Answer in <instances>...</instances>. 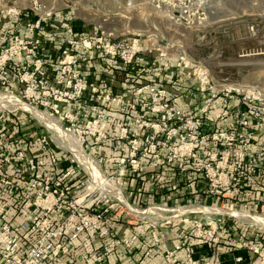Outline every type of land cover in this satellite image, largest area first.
<instances>
[{
    "label": "rangeland",
    "instance_id": "374dc122",
    "mask_svg": "<svg viewBox=\"0 0 264 264\" xmlns=\"http://www.w3.org/2000/svg\"><path fill=\"white\" fill-rule=\"evenodd\" d=\"M44 1L54 3L59 8L56 14L65 12L70 14L72 19L83 21L90 31L94 29L91 32L105 30L120 37L131 38L141 35L149 45L156 47L147 51L158 52L156 61L161 62L163 68L179 67L181 77L184 73L187 75L186 82L189 80L191 83L197 82L198 91L205 95V102L198 111L183 107L188 112L201 117L203 132L196 134L184 129L174 131L173 128L180 126V122L176 124L174 121L171 124L167 118H162V112L155 110L165 103L178 105L169 99L166 80L143 84L131 92V84L128 82L132 79H135V82L140 79L141 72H134L130 65L122 63L115 57L116 63L122 65L118 68V73L116 69L114 72L121 76L120 79L115 75L111 87L98 84L100 89L96 93L90 85L95 81L85 74L86 69L82 68L83 61L79 55L78 70L90 82L91 88L85 92L86 97L84 94L78 99L79 119L76 126L84 130L89 120L100 119L96 125H104L106 132L112 136L94 145L83 143L86 151L100 163L98 166L99 171L101 170L100 179H93L89 167L77 160L69 148L59 145L53 131L42 124L35 115L21 109L15 110L21 117H18L17 127L32 137L50 132L54 140L52 148L60 155L64 167L74 166L80 170L81 180L90 179L89 184L86 182L87 188L84 191H89L88 185L91 186L95 181L100 186L105 185L103 180L107 178L110 185L107 183L101 190L90 188L99 192L105 199L109 198V203L115 204L116 209L112 211L111 216L117 213V225L131 223L134 226H144L160 222L164 227L173 225L179 230L182 227H190L193 219L207 222L228 217V220L249 224L264 233V224L251 223L234 214L212 211L219 207L218 209L223 210L230 208L264 214V200L259 194L264 188L262 180L264 164L254 174H249L247 170L243 174L237 172L238 165L235 164L237 153L243 152L245 146L256 155L264 157L263 121L250 114H246L243 121L241 116L242 111L251 107L264 114V101L257 104L244 103L241 95L235 92L234 98L229 99L226 104L221 98H214L212 101L215 99L217 101H210L212 104H209L206 112L203 113L202 109L211 97V89L201 90L194 68L189 66L182 69L179 65V62L183 64L189 62L207 69L214 87L218 89L223 86L233 87L240 83L245 89L259 86L264 90V54L254 53L264 49V0H203L209 16L208 20L191 28L175 22L170 18V8L158 9L152 0ZM252 24L257 26L258 36L250 34L249 27ZM161 51L164 55H161ZM242 53L247 55L240 56ZM88 60H94L93 55L88 56L86 61ZM112 71H105L106 76L109 77L108 74ZM95 75L91 74V76ZM154 87L155 91L151 90ZM158 88L165 89L166 92L162 97L157 96V100H154ZM0 91L7 92L4 88ZM8 91L15 95L20 94L14 86H10ZM217 92L220 96L223 95L221 91ZM97 94L103 98L109 96L101 103L102 108L100 107V110L105 111V117H100L98 114L95 116ZM84 97L89 99L87 107L83 103ZM54 101L52 98V102ZM6 109L10 114L14 111ZM225 109L229 110L228 115L224 117L217 115ZM212 110H216V113L214 119L209 120L210 123L214 122L210 125L206 114ZM10 117L17 119L15 116ZM160 120L162 123L166 121V124L163 123L162 131L155 133L153 124ZM225 120L231 123V127L227 126L228 122L226 124L221 122ZM61 124L71 130V123L61 121ZM74 133L83 141L76 132ZM260 137H263L261 145ZM89 139L90 137L86 135V140ZM134 139L147 145L160 144L158 149L160 155L141 157L143 167L137 171H133L128 162ZM243 139L247 144L242 142ZM110 142H116L118 146L115 148V154L107 156L102 150V145L104 143L108 145ZM228 151H230L229 156H227ZM194 152L196 157L192 156ZM232 173L238 175L237 180L232 179ZM236 187H241L238 194L229 193V190L233 191ZM261 239L264 242V239ZM256 258L259 259L258 264H260L261 257L256 255ZM248 262L249 260L246 261Z\"/></svg>",
    "mask_w": 264,
    "mask_h": 264
},
{
    "label": "built area",
    "instance_id": "2783aa9c",
    "mask_svg": "<svg viewBox=\"0 0 264 264\" xmlns=\"http://www.w3.org/2000/svg\"><path fill=\"white\" fill-rule=\"evenodd\" d=\"M152 2L158 9L170 8V18L186 27L204 24L209 17L203 0ZM58 10L54 3L44 0H0V13L6 15L9 23L0 28V88L7 92H10V86L16 87L17 91L20 89V94L16 96L21 101L41 109L44 107L52 116L71 123V130L83 139V143L98 144L105 138H112L104 125H96L100 119L89 120L84 130L76 126L79 119L78 99L91 88L90 82L78 70L76 49L80 44L88 48L95 47L111 57L119 58L126 65H132L140 53L156 47L149 45L141 35L120 37L105 30L93 32V38L79 39L71 22L64 27L67 36L65 45L55 57L54 64L47 63L41 55L43 37L38 31ZM24 13L33 17L26 25L28 34L14 33L12 27ZM249 31L252 36L259 35L255 24L250 25ZM160 53L164 55L162 51ZM254 53L264 54V49ZM245 55L247 54H240ZM190 64L179 62L182 69L189 66L194 68L201 90L211 89V97L202 109L203 113L216 99L221 98L226 104L229 99L234 98L235 92L241 95L244 103L257 104L264 101V90L259 86L245 89L237 83L233 87L223 86L218 89L214 87L207 69ZM90 85L96 93L100 89L95 82ZM154 89L155 87L151 88L155 91ZM217 91H221L223 95L220 96ZM165 92V89H156L154 100H157V96L162 97ZM106 98L109 96L103 98L97 94L95 116L98 114L105 117V111L100 110V107ZM214 98L216 99L212 101ZM13 110L10 114L5 107H0V264H141V258L138 257L132 258L130 262L116 263L111 261L110 256L119 247L132 249L136 239L151 226L154 230L153 245L145 250L146 257L161 255L165 264H223L218 246L232 234L226 222L228 217L207 222L191 220L190 227L177 230L176 243L172 248L165 249L162 246L165 231L160 222L146 224L145 227L134 226L131 237H113L100 246L101 239L114 234L118 215L116 213L111 216V213L116 209L115 204L109 203V198L105 199L89 185L90 190L84 191L87 188L86 182L89 184L90 179L81 180L78 168L61 166L60 155L52 148L54 140L50 132L33 137L26 134L24 141L19 143L20 139L17 138L12 123L16 124L20 115L15 112L17 109ZM155 110L162 112V118H167L171 124L174 121L176 124L180 122V126L173 128L174 131L184 129L196 134L203 132L201 117L183 107L165 103ZM228 114L227 109L217 113L220 117ZM246 114L260 118L264 123L261 111L251 107L241 112L242 118ZM165 122L163 121L164 124ZM163 123L160 120L153 124L155 133L163 130ZM86 135L90 137L88 141ZM242 142L247 144L244 139ZM159 148L160 144L147 145L134 139L128 157L132 170L137 171L143 167L141 157H158ZM242 150L243 152L237 153V172L243 174L247 170L249 174L256 173L264 164V157L251 152L247 146ZM229 154L230 151L227 156ZM192 156L196 157V153ZM232 177L234 180L238 179V175L234 173ZM240 188L229 190V193L238 194ZM200 247L212 252H199ZM233 249H244L247 252V255H235V264H245L249 260L247 257L251 255L261 257L260 264H264L262 239L241 238ZM182 251L183 255L180 254ZM247 264H252L251 260Z\"/></svg>",
    "mask_w": 264,
    "mask_h": 264
},
{
    "label": "crops",
    "instance_id": "0c3cea01",
    "mask_svg": "<svg viewBox=\"0 0 264 264\" xmlns=\"http://www.w3.org/2000/svg\"><path fill=\"white\" fill-rule=\"evenodd\" d=\"M24 15H21L14 26L12 27V31L14 33H23L28 34V30L26 29L27 23L31 20L24 19ZM65 20V21H63ZM78 20V19H77ZM76 19H72V16L68 13L63 12L60 14H56L52 19L45 22L41 31H38V33L42 34V45H41V55L44 57L45 61L47 63L53 62L55 60V57L59 53L61 47L65 45L66 40V33H65V25L73 22ZM8 18L4 13H0V28L6 27L8 24ZM77 30L75 31L79 39H83L85 37L93 38V30L90 31L88 29L87 25L83 23V21L78 20L75 24ZM75 29V28H74ZM95 33V32H94ZM78 54L81 58V61H83V67L86 69V75L90 77L92 80H94L97 84L101 85H109L110 87L112 85V81L116 78H119L118 74H115V69L117 73L119 72L118 68H121L122 65H118L116 63L115 57L108 56L104 53V51H101L95 47L88 48L80 44L78 46ZM93 55L94 60H87V57ZM158 60V52L157 51H144L140 53L137 57L135 62L130 65V68L137 73V71H140V79H137L135 82V79H132L128 82V84H131V92H133L136 87H139L143 84L150 83V82H167L168 84H165L168 87L169 90V99L178 104L181 107H185L187 109L198 111L200 107L205 102V95L203 93H200L197 89V82L193 81L192 83L189 81L186 82L185 77L187 78V75H185L183 72V76L181 77V70L179 67L177 68H163L161 62L156 61ZM85 61V62H84ZM93 62V63H92ZM122 64V63H121ZM125 69V68H124ZM127 69V68H126ZM107 70H114L110 72L109 77H107L105 71ZM88 71V72H87ZM85 72V71H84ZM96 74L95 76H91V74ZM165 77H164V76ZM191 77H189L190 79ZM135 82V83H134ZM86 97V93L84 95ZM83 98V103L87 107L89 106L87 101H89L88 98ZM216 110H212L207 112L206 116L208 119V123H210L209 120L211 118L214 119ZM21 118V117H20ZM220 123V121H218ZM223 124H226L225 121H221ZM231 123H227V126H230ZM236 125V124H232ZM14 125V132L17 134V138H19V143L21 141H24V135L27 133L24 132L16 127ZM241 128V127H240ZM23 133V134H21ZM260 145L262 144L263 137H260ZM22 143V142H21ZM24 144V143H23ZM103 144L102 150L106 155L112 156V153H114L115 148H117L118 144L116 142H110ZM259 145V146H260ZM107 151V152H106ZM115 154V153H114ZM147 163V162H146ZM61 163V166H64V164ZM148 164V163H147ZM159 165V161L157 163ZM148 167V165H147ZM144 178V177H143ZM146 178L147 175H146ZM263 180V186H264V176L262 177ZM259 194L261 195V198L264 200V188L260 190ZM255 204V202H253ZM227 225L231 228V236L227 237L226 239L222 240L221 244L218 246V250L220 251V258L223 261V264H235L234 256L237 254H245L247 255L246 250L241 249L235 251L233 248L234 246L238 245L240 243L241 238H250V239H264V233L260 232L259 230L254 229L251 225H247L246 223H236V221H231L227 219ZM163 230L165 231V239L163 240V248H172L176 243V226L169 225L163 226ZM134 224L131 225V223H124L116 225L114 228V234L111 236H107L99 241V245L105 244L109 242L113 237L117 236H126L131 237L134 234ZM153 229L149 228L143 235H140L132 249L126 250L122 247H119L111 256L110 259L113 262L116 263H124V262H130L132 258L138 257L141 258V264H165V260L163 257L157 256L155 258H148L145 256V250L153 245ZM199 252H204L210 254L212 251L208 250L205 247H200L198 249ZM181 255H183V251L180 252ZM247 259L251 260L253 264H258L259 259L256 258V255H251L250 257H247ZM245 264H247L245 262Z\"/></svg>",
    "mask_w": 264,
    "mask_h": 264
},
{
    "label": "bare ground",
    "instance_id": "6f19581e",
    "mask_svg": "<svg viewBox=\"0 0 264 264\" xmlns=\"http://www.w3.org/2000/svg\"><path fill=\"white\" fill-rule=\"evenodd\" d=\"M2 106L5 108H9V109H21V110L30 112L31 114L35 115L36 118L42 122V124H44L47 128L53 131L54 136L57 139L59 145H62L66 149L69 148V150L73 151L77 160H79L86 167H89V169L92 172L93 179L95 180L97 178L100 179L101 170L99 171V167H98L100 166V163L96 161V159L86 151L83 145V141L80 140L73 131L63 127V125L61 124V121L57 117L52 116L48 111L40 109L39 107L35 105L21 101L15 94L11 92H1L0 91V107ZM103 181H105V185L103 186H100V184H97V182L95 181L93 182V184L90 183L91 184L90 187H92L93 189L95 188V190H101L102 187L104 188L107 185V183L109 184V181L107 180V178L104 179ZM118 193H121V192L118 191ZM127 206H130V205H127ZM200 208H205V207H200ZM218 208L212 209V211L215 210L217 211V213H223V214L224 213L234 214L236 216L242 217L244 220L249 221L251 223L264 224V214L262 213H251L249 211H239L235 209L232 210L230 208H228L227 210L226 209L223 210V209H218Z\"/></svg>",
    "mask_w": 264,
    "mask_h": 264
},
{
    "label": "trees",
    "instance_id": "16d2710c",
    "mask_svg": "<svg viewBox=\"0 0 264 264\" xmlns=\"http://www.w3.org/2000/svg\"><path fill=\"white\" fill-rule=\"evenodd\" d=\"M24 19H26L27 22H28V20L33 19V17H32L30 14H26V15H24ZM77 21H78V20L74 21V25H73L74 28H75V31L77 30L76 25H75V24L77 23ZM72 24H73V22H72ZM76 35H77V34H76ZM76 52H77V54H78V48L76 49ZM78 55H79V54H78ZM12 125H13V128H14V125H16L15 122H13Z\"/></svg>",
    "mask_w": 264,
    "mask_h": 264
}]
</instances>
